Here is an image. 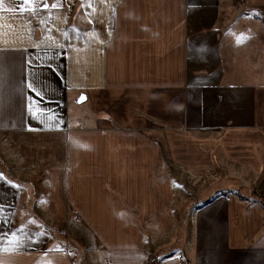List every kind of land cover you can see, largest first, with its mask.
<instances>
[{
  "label": "crops",
  "instance_id": "obj_1",
  "mask_svg": "<svg viewBox=\"0 0 264 264\" xmlns=\"http://www.w3.org/2000/svg\"><path fill=\"white\" fill-rule=\"evenodd\" d=\"M199 168L241 190L149 238ZM262 201L264 0H0V264H79L75 218L87 264H264Z\"/></svg>",
  "mask_w": 264,
  "mask_h": 264
},
{
  "label": "rangeland",
  "instance_id": "obj_2",
  "mask_svg": "<svg viewBox=\"0 0 264 264\" xmlns=\"http://www.w3.org/2000/svg\"><path fill=\"white\" fill-rule=\"evenodd\" d=\"M166 140V139H165ZM166 143L167 140H166ZM179 143V142H178ZM163 144V143H162ZM199 152H195L193 157H200ZM232 170V168L218 170L216 172L215 168H207L205 169H194L192 172L186 175H178L173 173L172 175L169 173L168 178L171 182V187L173 190V197L171 204V209L174 212V216L172 218L165 217L166 223L169 224L171 222V230L168 233L156 234L151 233L149 238H156L159 243L162 245L164 243H168L169 241L174 242L176 235V240H184L186 232L188 233V229L191 224V214L197 209L202 203L210 198L215 197L216 195H220L222 193L230 192L237 193V190H241L238 186L234 184L226 183L225 187L220 185L223 176ZM164 172V171H162ZM187 178V179H185ZM229 182V181H228ZM237 187V188H236ZM233 188L235 190H233ZM229 189V190H228ZM233 190V191H232ZM257 191V190H256ZM244 192V191H243ZM264 201H262L263 203ZM72 213L73 210H72ZM77 216V215H75ZM40 219V218H39ZM82 219V218H81ZM89 218H86L88 220ZM93 220H97L99 218H91ZM40 223L46 224V221L40 219ZM52 223V219H49ZM80 218L74 219V224L69 227V229H65L66 232H69V235H66L72 238L73 241L77 242L73 248L74 257L79 264H87L89 254H93L95 249H93V244L90 242L92 237L88 234L87 228H82L81 225H85ZM58 223V222H57ZM80 223V224H79ZM53 224H56L53 223ZM79 224V225H78ZM148 236V235H147ZM71 240V242H72ZM86 242V243H84ZM158 245V243H157Z\"/></svg>",
  "mask_w": 264,
  "mask_h": 264
},
{
  "label": "trees",
  "instance_id": "obj_3",
  "mask_svg": "<svg viewBox=\"0 0 264 264\" xmlns=\"http://www.w3.org/2000/svg\"><path fill=\"white\" fill-rule=\"evenodd\" d=\"M227 194V193H226ZM240 197H242V196H240ZM155 259L154 260H152L151 262H150V264H154L155 263Z\"/></svg>",
  "mask_w": 264,
  "mask_h": 264
}]
</instances>
